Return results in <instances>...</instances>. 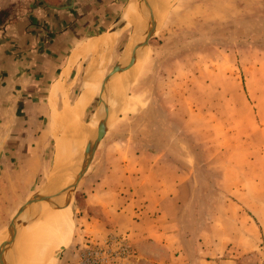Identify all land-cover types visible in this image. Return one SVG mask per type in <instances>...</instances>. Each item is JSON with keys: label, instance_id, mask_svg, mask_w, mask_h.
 <instances>
[{"label": "rangeland", "instance_id": "rangeland-1", "mask_svg": "<svg viewBox=\"0 0 264 264\" xmlns=\"http://www.w3.org/2000/svg\"><path fill=\"white\" fill-rule=\"evenodd\" d=\"M154 1L149 4L153 5V32L145 57L133 69L112 77L111 89L112 79L107 83L110 97L107 91L101 92L100 78L93 85L95 96L81 109L80 100L76 102L92 64L104 71L123 59L139 57L149 15L147 2L0 0V30L17 21L30 22L31 30L39 33V42L53 44V51L58 45L53 37L59 33L67 32L73 39L70 48L84 45L86 49L111 39L109 48L95 50L98 54L92 51L91 60L81 58L82 68L77 69L82 72L71 77L76 81L72 88L59 82L65 86L60 111L64 110L63 123L56 116L62 97L55 87L45 92L49 105L47 96L39 99L38 117L29 130L32 143L19 148V141L0 137V264L25 262L39 218L31 209V217L21 214L20 206L27 194L51 176L66 185L50 195L55 198L49 208L57 209L54 202L62 208L70 202L66 211L70 224L65 234L58 235L62 237L59 247L49 250L51 255L43 264H169L184 249L189 256L221 264H264V0ZM135 10L145 14L138 42H132L135 29L128 24L119 33H107L122 16L127 18ZM131 43H137L136 54L130 51ZM80 53L73 54L71 66L77 65ZM50 58L53 64L58 57L51 53ZM55 74L50 72L49 86ZM115 82L117 87L123 84L122 90L113 86ZM70 90L72 102L68 100ZM33 92L43 91L34 88ZM107 98L116 111L115 121L109 124L99 151L69 199L64 192L72 187L69 181L77 176L79 161L68 169L63 164L55 170L59 140L65 133L76 146L79 137L82 151ZM74 126L85 134L73 139ZM10 147L18 148V153ZM37 147L44 152L36 151ZM155 158L177 164L178 175L188 181L179 200L173 253L164 241L147 240L137 246L129 232L121 229L120 224L127 222L120 216L105 225L110 205L112 210L117 203L116 193L108 188L118 184L117 177L124 173L129 179L122 193L135 201L136 215L143 211L145 203L138 193L155 187L149 178L154 169L149 166L147 171L140 165H151ZM61 193L62 198L56 197ZM38 198H29V207L43 205Z\"/></svg>", "mask_w": 264, "mask_h": 264}, {"label": "crops", "instance_id": "crops-1", "mask_svg": "<svg viewBox=\"0 0 264 264\" xmlns=\"http://www.w3.org/2000/svg\"><path fill=\"white\" fill-rule=\"evenodd\" d=\"M29 26L30 22L17 21L4 30H0V137H6L9 142L19 141V143H17V147L20 145L19 148L23 147L24 143H32L31 136H33V134H31L29 130H31L33 126L34 118L38 117L39 103H42L41 100L39 102V99H42V97L44 99L47 96V104L48 101L50 102V99L48 98V93L45 94V92L50 90L51 93L54 91L53 88L55 89V87H58V91H60L62 97L60 101L62 108L59 109L57 107L56 116L58 119L59 113L64 107L65 100L62 95L65 92V86L60 83H65L66 86H69V89L72 88L74 86L73 83L75 84L76 81H73L74 78L71 79V77L75 75V73L77 74L78 71L82 72L81 69H77L79 66L82 68L81 64H79L81 58L89 57L91 60V57L94 55V53H92L94 45L91 46L92 44L86 49H84V45L78 48H70L72 46L71 40L73 39L67 37V32L62 34L59 33L53 37L56 44L58 42L57 50L53 51V49H51L53 48V44L52 47L49 42L45 45L41 44L37 37L39 33L31 30ZM68 45L69 49H67ZM54 48H56V45ZM50 49L51 51H48ZM78 52H81L80 55H78V63L77 65L71 66L72 56ZM51 53L57 54L58 57L53 64L50 62ZM59 56L62 58H59ZM65 70L68 77L64 75ZM50 72H56L51 78V88L49 86ZM82 80L84 81V79ZM93 85L95 86L94 83ZM34 88L41 89L43 92H33ZM70 95L71 90L68 94V100L72 102ZM35 96H37V98H35ZM52 103L54 102L52 101ZM51 118L52 117L48 115V120H51ZM43 132L42 130L41 133ZM9 150L16 154L18 153V148L12 149L10 147ZM35 150L42 153L44 152L42 147H37ZM29 151L31 152V148ZM98 151L99 148L96 153ZM23 160H25L24 162H29V159ZM152 162L151 165L145 163H143L145 165H140L141 168H145L147 171L149 170V166L154 169V171L150 172L151 177L149 178H151V180L153 179L152 182L155 187L152 188V191L150 189H143V191L138 193V198L145 203L143 211H140V215H136L135 201H132L133 199L131 200L129 197L127 198L125 196L126 194L122 193L129 179L126 173H124V175L117 177L119 180L118 184L114 185L112 189L108 188L110 191L113 190L114 193H116L117 203L116 208L112 210L110 208L113 207L110 205L109 212L106 214L108 222L106 223L105 221V225L107 226L112 220L115 221V217L117 218L120 216L119 218L121 220L127 222L125 225L120 224L122 227L121 229L129 232L130 239L132 242H135L137 246L141 245L142 241L147 240H151L154 244H156L155 242L162 243V241H164L165 246L173 253L172 248H174V244L177 243L175 231L177 226L175 223H177L181 209L179 200H181L182 188L184 185L188 184V181L182 175H178V165L174 164L172 161L156 160L155 158ZM45 165L44 163V167ZM54 166L55 155L53 167ZM168 169L169 175H166ZM83 179L84 177L81 181ZM139 188L141 189V187ZM97 189L99 188L96 187L95 190L90 191L91 194L93 195ZM109 196L112 197L111 195ZM118 204L120 206L117 207ZM118 210L120 211L118 212ZM168 225L172 227L169 228L167 227ZM114 226L119 225L118 223H114ZM182 244L185 246L183 239L179 241L181 247ZM189 254L191 253H188V251L184 249L180 252L179 256L174 254L176 258H173L169 264H221V262L217 260L201 259L194 255L189 256ZM223 262L227 264L226 261Z\"/></svg>", "mask_w": 264, "mask_h": 264}, {"label": "bare ground", "instance_id": "bare-ground-1", "mask_svg": "<svg viewBox=\"0 0 264 264\" xmlns=\"http://www.w3.org/2000/svg\"><path fill=\"white\" fill-rule=\"evenodd\" d=\"M131 5H133V4H131ZM146 5H147V3H146ZM133 7H135V5H133ZM131 9H132V7H131ZM141 17L145 18V14L143 13V11L142 12L141 11H136L135 14H132L130 16L128 22H126V24H128L131 27L133 26L134 29H135V33H134L135 35H134L133 38L131 37L133 39L132 42H136V40L138 42V38H139V36L141 34V31H142L141 28H142V24H143V22H142L143 20H142ZM151 20H153V19H151ZM144 22H146V21H144ZM139 27H140V29H139ZM100 41H102V40H99L98 41L99 43H97V41H96L97 44H92V46L94 45L93 46V50L94 51L92 50L93 52H95V50H99V49L104 50V49L109 48L111 46V39L109 37L107 39H104L102 42H100ZM136 44L137 43H135L134 46H133L132 43H131V47H130L131 50L130 51L133 54H136V52H138V50L136 49V46H137ZM96 54H98V53H96ZM104 61H105V59H104ZM95 67H96L95 65H92L91 69H89V72H88V75H87L88 77H87L86 81L84 82V86H82L83 91L81 92L80 97H79V100H80L79 105H80L81 109L85 108L86 104L88 102H90V100L95 96L96 92L93 93V83L96 86V83L99 82V79L102 77V76H100L102 71H100L97 68L95 69ZM97 67H98V64H97ZM133 68L134 67L125 68V69L120 70L117 73L111 74L108 77V82H110L112 77H114L118 73H124V72H127V71H129V70H131ZM112 83H113V79H112V81L110 83V89L112 87ZM118 84H119L118 82H115L113 84V86L117 87ZM117 88L122 90L123 84H120V86L117 87ZM79 100L76 102L77 104H78ZM106 100H107L106 102L104 101L103 111L105 109V105H107V107L109 106L108 107L109 109L112 108L110 106V104H111L110 98H109V100H108V98ZM74 107H73V110H76L77 107L75 109H74ZM64 117H65V115H64V110H63V112L59 113V116H58V119H57L58 122H62L63 123ZM62 118H63V120L61 121ZM73 123L76 124V122H73ZM76 127L74 126L73 128H71L73 139L75 138L76 134H78V136L81 134V137L85 134L84 130L82 132V128L76 130L77 129ZM78 141H80L79 137H78V140L75 143L76 146H73L72 142L69 141L66 138L65 133L63 134L62 138L59 140L58 149L60 151V156H58V159H57V162H56V165H55V170L56 171H59L61 168H63V164L65 166L68 165L67 166V169H68L69 166H72V167L74 166L75 161H77V160L79 161L82 151L78 149V146H79L78 145ZM75 149H76V151H75ZM74 151L76 152V159H75ZM67 159H68V161H67ZM58 174H59V172H58ZM57 176L58 175H56V177ZM61 176L64 177V175H61ZM58 181H59V178H58ZM63 182H65V181H63ZM61 195H62V193L58 194L56 197H60ZM53 198H55V197H51V196H49L48 198H40L39 197L38 198L39 201H42V203L44 202V204L39 206V207H36V208L30 207V209L34 212L35 217L39 218V220L37 222H35V224H34V234H33L32 248L29 249L28 256H27V254H25L27 258L25 259V262H23L24 264H43L44 263L43 261L46 259V257L48 255H51L49 250L59 247V245H60V243L62 241V237H59L58 235L65 234V232H67V230L69 228V224H70L69 216L67 215L68 213L66 211L69 209L68 207H69L70 202L66 203L65 206H63L64 208H62V206H58L60 203L57 205V202H54V205L57 206V209L56 210H51L49 207L51 206L50 204L52 203V199ZM60 198H62V197H60ZM30 225H31V223H30ZM26 234L29 235L28 232ZM30 235H32V234L30 233ZM30 238H32V237H30ZM30 238H29L28 241H30ZM23 253H25V252H23ZM12 257H13V255L11 256V258ZM22 258H24V257H22ZM18 262H20V264H23L21 260L18 261ZM16 263H17V261H16Z\"/></svg>", "mask_w": 264, "mask_h": 264}, {"label": "water", "instance_id": "water-1", "mask_svg": "<svg viewBox=\"0 0 264 264\" xmlns=\"http://www.w3.org/2000/svg\"><path fill=\"white\" fill-rule=\"evenodd\" d=\"M154 0H143V2H147L146 11L149 12L148 18H146V28H145V34L142 37V43H141V50L142 52L138 55L139 57L137 59H132V60H127L128 58L121 60L117 64L111 65L109 67H106L104 71L101 72V79H102V86H101V92L107 91L108 96L110 97L111 94L108 91V77L111 74L117 73L122 69L125 68H131L137 65L144 57L146 54V50L148 47V39L151 37L153 29L151 27V11L153 10V5L150 6ZM155 3V1H154ZM133 12L128 14L127 18H124V16L121 17L119 23L113 25V27L107 32V33H116L120 32L123 27H125L126 22H128L129 17L131 16ZM154 28V27H153ZM108 34V35H109ZM103 37V36H102ZM127 51L124 54V58L128 55ZM111 100V99H110ZM109 107V106H108ZM107 105H105L104 111L101 113V115L98 117V119L94 122L92 126H90L89 132H88V137L86 139V142L84 144V148L82 150L80 159H79V165L77 167L78 173L75 179L69 181V183L72 184V187L69 188V191H65L68 195L69 199H73L74 196V191L76 189V186L79 184L81 179L84 177L86 174L93 157L103 139L105 136L109 124H112L115 121L116 118V111H112L109 109ZM66 183L62 181H58L54 179L52 176L49 178L48 182L36 187L33 189L29 194L25 196L23 199V202L21 203L20 209H21V214H27L29 217H31L32 213L30 211V207L27 204V201L29 198L33 197H40V198H48L52 194L59 193L63 191Z\"/></svg>", "mask_w": 264, "mask_h": 264}]
</instances>
